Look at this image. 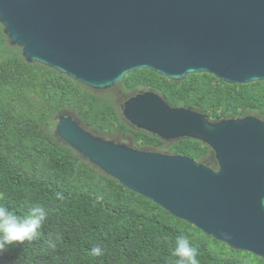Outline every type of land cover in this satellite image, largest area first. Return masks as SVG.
Returning <instances> with one entry per match:
<instances>
[{"label": "water", "instance_id": "1", "mask_svg": "<svg viewBox=\"0 0 264 264\" xmlns=\"http://www.w3.org/2000/svg\"><path fill=\"white\" fill-rule=\"evenodd\" d=\"M0 22L27 62L95 90L139 69L173 81L211 74L230 85L264 82V0H0ZM124 114L163 139L201 140L219 168L96 136L67 114L56 133L126 188L264 258V120L213 122L152 90L130 97Z\"/></svg>", "mask_w": 264, "mask_h": 264}, {"label": "trees", "instance_id": "2", "mask_svg": "<svg viewBox=\"0 0 264 264\" xmlns=\"http://www.w3.org/2000/svg\"><path fill=\"white\" fill-rule=\"evenodd\" d=\"M4 29L0 22V203L21 215L39 203L49 209V217L39 239L10 246L0 264H168L175 260L170 250L181 233L199 249L200 264H264V258L231 248L126 188L56 133L61 114L106 139L133 132L122 105L145 90L213 122L248 115L264 120V82L230 85L211 74L173 81L139 69L121 83L124 96L109 97L53 68L27 62ZM140 136L143 140L136 141L142 145L163 146L158 136ZM208 146L183 138L170 149L218 169ZM55 237L53 249L48 240ZM96 245L104 250L100 256L91 251Z\"/></svg>", "mask_w": 264, "mask_h": 264}, {"label": "clouds", "instance_id": "3", "mask_svg": "<svg viewBox=\"0 0 264 264\" xmlns=\"http://www.w3.org/2000/svg\"><path fill=\"white\" fill-rule=\"evenodd\" d=\"M57 196L63 199L62 194ZM261 204L264 205V200ZM48 217L49 209L39 203L29 205L25 215L19 214L15 208L0 203V255L9 251L10 246L17 243L39 239ZM58 239L59 237L50 238L49 247L55 249ZM91 251L93 255L100 256L104 250L100 245H96ZM170 252L175 260L170 259L168 264H200L199 249L188 235L178 234L175 237V246Z\"/></svg>", "mask_w": 264, "mask_h": 264}, {"label": "flooded vegetation", "instance_id": "4", "mask_svg": "<svg viewBox=\"0 0 264 264\" xmlns=\"http://www.w3.org/2000/svg\"><path fill=\"white\" fill-rule=\"evenodd\" d=\"M130 97H132V96H130ZM127 100H125L124 103H123V105H122L123 113H124V104H125V102ZM171 106H173V105H171ZM173 107H186V106H173ZM186 108H189V107H186ZM128 122H130V124H131V130H133V132H130V131H128V132H118V133H116V136H115L114 139H109V140H114V141H116L118 143H124V144H126V145H128L130 147L135 148V149H140V150H145V151L161 152V153H166V154H175V153H171V149L170 148H171V145L173 143H176L179 139H163L160 136H158L157 134H154V133H152V132H150V131H148L146 129L137 127L136 125H134L133 123H131V121H129V120H128ZM141 134H153L155 136H158L160 139H162V141H163V144L162 145L163 146L160 147V146H155V145L154 146H151V145H142L141 143H139V141H136L137 137L138 138L140 137L141 138V141L143 140V137L140 136ZM208 147H209V149H208V155H214L213 149L210 146H208ZM217 163H218V161H217Z\"/></svg>", "mask_w": 264, "mask_h": 264}, {"label": "rangeland", "instance_id": "5", "mask_svg": "<svg viewBox=\"0 0 264 264\" xmlns=\"http://www.w3.org/2000/svg\"><path fill=\"white\" fill-rule=\"evenodd\" d=\"M121 83L118 84V85H116L113 88H109V89H105V90H99V92L101 94H105V95H108L109 94L108 95L109 97H112L113 95H116V96H124L125 95L124 88H123V86H121Z\"/></svg>", "mask_w": 264, "mask_h": 264}]
</instances>
